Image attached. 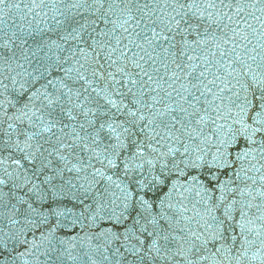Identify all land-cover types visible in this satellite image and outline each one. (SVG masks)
<instances>
[{"label": "snow or ice", "instance_id": "snow-or-ice-1", "mask_svg": "<svg viewBox=\"0 0 264 264\" xmlns=\"http://www.w3.org/2000/svg\"><path fill=\"white\" fill-rule=\"evenodd\" d=\"M0 264H264V0H0Z\"/></svg>", "mask_w": 264, "mask_h": 264}]
</instances>
